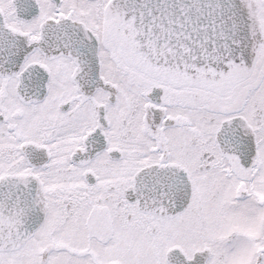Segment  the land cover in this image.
Returning a JSON list of instances; mask_svg holds the SVG:
<instances>
[{"label": "snow or ice", "instance_id": "1", "mask_svg": "<svg viewBox=\"0 0 264 264\" xmlns=\"http://www.w3.org/2000/svg\"><path fill=\"white\" fill-rule=\"evenodd\" d=\"M0 264H264V0H0Z\"/></svg>", "mask_w": 264, "mask_h": 264}]
</instances>
